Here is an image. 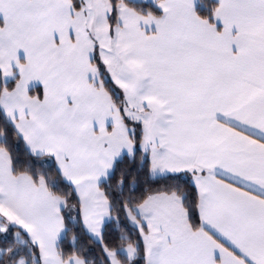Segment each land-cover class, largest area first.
<instances>
[{"label": "snow or ice", "instance_id": "snow-or-ice-1", "mask_svg": "<svg viewBox=\"0 0 264 264\" xmlns=\"http://www.w3.org/2000/svg\"><path fill=\"white\" fill-rule=\"evenodd\" d=\"M0 264H264V0H0Z\"/></svg>", "mask_w": 264, "mask_h": 264}]
</instances>
